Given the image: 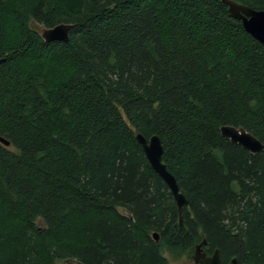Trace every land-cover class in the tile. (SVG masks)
Listing matches in <instances>:
<instances>
[{
  "label": "trees",
  "instance_id": "obj_1",
  "mask_svg": "<svg viewBox=\"0 0 264 264\" xmlns=\"http://www.w3.org/2000/svg\"><path fill=\"white\" fill-rule=\"evenodd\" d=\"M0 57V264H264V150L220 133L264 145V45L222 0H0Z\"/></svg>",
  "mask_w": 264,
  "mask_h": 264
},
{
  "label": "water",
  "instance_id": "obj_2",
  "mask_svg": "<svg viewBox=\"0 0 264 264\" xmlns=\"http://www.w3.org/2000/svg\"><path fill=\"white\" fill-rule=\"evenodd\" d=\"M222 2L227 6V10L233 18L241 20L244 30L264 45V9H253L234 0H222ZM70 26L69 23L64 22L51 27L43 26L39 34L45 42L67 41ZM4 60V57H0V63ZM220 133L223 137L229 139L230 142L241 145L251 153L264 150V145L251 133L241 127L222 125L220 127ZM135 139L141 146L150 167L169 188L177 207L178 224L181 225L182 211L183 207L187 204V199L179 190L175 177L167 170L165 163L162 161L163 145L159 136L153 134L146 138L138 132L135 134ZM0 143L6 146L9 145V141L1 136ZM152 236L156 241L158 240L156 232H153ZM205 243V241L202 242V244ZM192 260L195 264H222L218 249H215L210 255H206L202 251L201 244L197 245ZM234 262L235 259H232L231 263L234 264Z\"/></svg>",
  "mask_w": 264,
  "mask_h": 264
},
{
  "label": "rangeland",
  "instance_id": "obj_3",
  "mask_svg": "<svg viewBox=\"0 0 264 264\" xmlns=\"http://www.w3.org/2000/svg\"><path fill=\"white\" fill-rule=\"evenodd\" d=\"M32 26H33V28H34L37 32H40V29L43 27V25L38 24V23H33ZM165 255L169 257V254H168V253H165ZM56 264H66V262H65V261H59V262H57ZM171 264H177V263H174V262L172 261Z\"/></svg>",
  "mask_w": 264,
  "mask_h": 264
},
{
  "label": "flooded vegetation",
  "instance_id": "obj_4",
  "mask_svg": "<svg viewBox=\"0 0 264 264\" xmlns=\"http://www.w3.org/2000/svg\"><path fill=\"white\" fill-rule=\"evenodd\" d=\"M203 251V250H202ZM204 252V251H203ZM205 253V252H204ZM206 254V253H205ZM232 264V263H231Z\"/></svg>",
  "mask_w": 264,
  "mask_h": 264
}]
</instances>
